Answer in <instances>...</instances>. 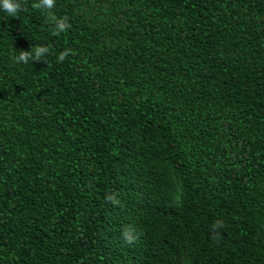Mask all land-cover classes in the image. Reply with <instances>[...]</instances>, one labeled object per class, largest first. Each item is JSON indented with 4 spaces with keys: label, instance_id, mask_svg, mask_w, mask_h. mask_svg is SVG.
<instances>
[{
    "label": "trees",
    "instance_id": "1",
    "mask_svg": "<svg viewBox=\"0 0 264 264\" xmlns=\"http://www.w3.org/2000/svg\"><path fill=\"white\" fill-rule=\"evenodd\" d=\"M38 2L0 7V264H264V0Z\"/></svg>",
    "mask_w": 264,
    "mask_h": 264
},
{
    "label": "clouds",
    "instance_id": "2",
    "mask_svg": "<svg viewBox=\"0 0 264 264\" xmlns=\"http://www.w3.org/2000/svg\"><path fill=\"white\" fill-rule=\"evenodd\" d=\"M54 3H55V0H39V2L36 3L34 6L37 8H43L45 10H50L53 8ZM0 7L6 10L10 15L15 16L17 13V10L20 7L19 0H0ZM46 14L51 20L55 22L56 24L55 32L57 34H59V32L61 31H65L67 27H70V25L67 22V18L57 19L55 15L51 13L50 11H47ZM33 51L37 53L36 56H39V53L48 51V49L46 47H38V48H35ZM68 51L69 50H65L64 52L59 53L58 60L62 61L65 58V56L68 54ZM29 55L30 53L21 52L20 56L17 57V59L25 60ZM108 199H113V197L109 196ZM223 226H224V221L221 219V220H217L212 225V228L219 229V228H222ZM219 235H220L219 232H215L214 238L218 239ZM124 237L129 242H131L133 239V237L130 235L128 230H125Z\"/></svg>",
    "mask_w": 264,
    "mask_h": 264
}]
</instances>
